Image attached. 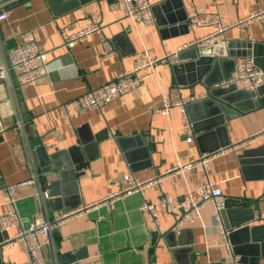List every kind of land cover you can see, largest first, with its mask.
Wrapping results in <instances>:
<instances>
[{
	"label": "crops",
	"instance_id": "obj_1",
	"mask_svg": "<svg viewBox=\"0 0 264 264\" xmlns=\"http://www.w3.org/2000/svg\"><path fill=\"white\" fill-rule=\"evenodd\" d=\"M149 1L154 8L153 16L155 14L157 19L163 16L159 8L168 0ZM181 1L186 12V1ZM193 6L199 14H217L229 27L224 33L226 44L235 43V51L248 53L244 57H253L264 65V21L255 20L246 27H235L237 21L251 11L263 8L264 0H193ZM170 12L177 18V8L173 5ZM90 18L100 23L101 33L66 48L60 31L76 32ZM172 27L173 30L168 28L167 34L161 37L156 19L154 26H134L121 19L118 0H23L10 7L7 18L0 23L4 51L34 41L47 57L44 74L35 82L19 86L11 79L0 83L3 128L0 133V215L9 206L5 187L31 179L34 173L39 181L20 186L14 194L20 218L24 222L53 218L62 211L50 208L48 199L44 205L40 202L39 193L46 192L42 186L47 182L41 176L34 153L36 148L42 147L51 156L58 153L53 158L55 163H75L76 180L71 185L74 194L68 205H77L72 210L77 212L52 232L51 245L42 248L47 264H59L61 255L79 250H83L85 256L78 264H189L191 252L196 264L220 263L225 258V248L210 205L203 207L200 219L180 228L174 227L172 215L159 212L160 232L174 231V235L168 242L160 240L154 245L151 226L141 211L140 194L118 197L110 207L99 202L117 191V181L126 173L139 179L157 177L177 161L185 163L195 159L225 140L228 146L208 164L210 179L225 198L243 199L240 209L245 216L254 217L264 208V183L258 180L253 167L240 165L237 160L244 150L254 151L259 147L262 150L264 138L252 144L233 146L263 130L264 93L253 98L259 101V107L248 112L235 110L232 114H220L222 124L211 128L212 135L205 138L201 146L194 137L191 143L185 141L183 117L178 109H172L169 117L155 112L162 95L175 99L206 92L197 83L191 87L178 85L166 62L157 65L156 77L149 78L140 89L120 96L101 109L88 108L75 115L71 121L73 130L64 119L62 107L66 101L130 70L139 51L148 49L153 57L160 59L162 43L169 50H175L212 30L210 27L190 28L186 18L184 24ZM107 51L112 54L105 56ZM2 55L0 52V59ZM190 61L185 58L177 63ZM225 73L232 75L230 64L219 67V76ZM210 109V105L195 106L190 112L203 119ZM17 123H21V128L16 127ZM219 127L223 130L215 132ZM206 133L202 130L198 134ZM76 146L78 148L68 152ZM63 151L66 154H60ZM199 174V169H194L163 179L146 196L155 203L166 194L176 202L187 190L194 191L198 187ZM220 224L223 230V219ZM248 225L259 227L258 238L264 239V224H254L252 220ZM172 243L180 245L168 246ZM260 250L256 249L258 255ZM249 260V264H264L263 257ZM0 261L26 264V257L20 245L2 243Z\"/></svg>",
	"mask_w": 264,
	"mask_h": 264
},
{
	"label": "built area",
	"instance_id": "obj_2",
	"mask_svg": "<svg viewBox=\"0 0 264 264\" xmlns=\"http://www.w3.org/2000/svg\"><path fill=\"white\" fill-rule=\"evenodd\" d=\"M23 0H4L0 3V23L4 21L9 12V8ZM186 1V22L190 28H212L211 32L195 39L194 41L182 45L175 50H169L165 43L161 44L163 56L157 59L152 56L148 49H143L136 54L133 67L128 71L120 72L112 81L95 88H91L84 94L66 101L63 104V117L73 130L72 119L75 115L88 108L101 109L110 104L122 95L140 89L146 84L149 78L156 77V68L160 62H166L170 66L178 62V55L183 49L193 46H210L226 45L224 38L228 25L222 22L217 14H199L193 6V0ZM121 19L127 20L132 25L154 26L155 19L153 16V5L149 0H118ZM264 21V7L251 11L246 17L240 19L235 27H246L252 21ZM100 23L90 18L89 22L80 30L73 33L60 31L62 44L70 49L76 43H81L87 38L101 33ZM0 52L3 54L0 59V83L10 82L13 79L17 85L22 86L35 82L42 77L47 62L46 54L39 49L34 41L17 45L6 51L3 50L0 42ZM105 56L112 54L107 51ZM264 83V71L259 69L253 57L236 58L233 66V73L227 82H222L218 86L226 87L229 84L237 88L246 89L254 92ZM205 98V94H188L172 99L169 96L162 95L160 104L156 108V113L169 117L172 109H178L183 117L182 130L185 134V141L191 143L193 132L191 123L188 121L185 106L190 102ZM21 123L16 127L21 128ZM2 123L0 116V133L2 132ZM264 138V128L256 135H250L247 139L237 141L233 146L252 144ZM224 149L220 148L214 152L200 154L195 159L185 163L177 161L175 165L165 170L157 177H146L139 179L131 173H126L117 181L118 189L116 192L100 200V203H107L110 207L112 202L121 196L132 193L140 194L142 198L141 211L145 214L148 224L151 226V234L160 232V220L158 213H167L172 215L175 220V228L184 225L193 224L201 218V211L205 205H210L214 211V219L222 238L225 248V258L223 264H237L238 259L233 255L232 245L229 243L228 233L221 229L219 211L224 208L225 197L221 189L212 182L207 172L209 162L223 153ZM199 169V185L192 191L187 190L182 199L174 200L166 194H162L158 200L153 203L149 201L146 194L149 190L154 189L163 179H168L176 174H184L186 171ZM38 182L39 178L36 173L31 179L20 183L9 184L5 187L8 194V209L0 215V232L3 237L4 245H20L26 257V264H47L42 254V248L52 243V232L58 229L62 223L72 218L77 211L60 212L53 218L32 219L25 225L15 208L14 194L20 186ZM40 202L44 205L48 199L47 192H40ZM84 208H87L86 206ZM81 210V209H79ZM254 224H264V208L260 209L253 217ZM10 231H14L12 235ZM153 239V237H152ZM159 236L153 240V244L159 243ZM153 245V246H154Z\"/></svg>",
	"mask_w": 264,
	"mask_h": 264
},
{
	"label": "water",
	"instance_id": "obj_3",
	"mask_svg": "<svg viewBox=\"0 0 264 264\" xmlns=\"http://www.w3.org/2000/svg\"><path fill=\"white\" fill-rule=\"evenodd\" d=\"M171 5L177 8V12H175L177 18H175L170 12ZM159 10L161 12L160 14L163 16H159L157 19L154 14V17L156 19V24L161 28L159 29L161 37H164L167 34L166 31L168 28H170L169 31H171L173 30L172 26L176 24H184L186 12L181 0L164 1ZM121 33L123 35L126 34L125 31H122ZM234 46L235 43H228L225 46H193L188 48L189 51H187L189 54L186 50H182L179 53L180 56L178 55V61L189 58L191 60L190 63H175L170 66L174 80L178 85L191 87L197 83L206 91L204 93L205 98L190 102L185 106L187 119L191 123L193 137L199 146L202 145L201 143L205 138L212 135L210 131L213 126L222 124L223 119H220V114H232L235 110L239 112H248L260 105L259 101H256L253 98H255L256 95L259 97L262 96L264 93L262 92L264 88L262 85L254 92L237 88L233 84H229L226 87L218 86L222 82H227L231 77L230 74L226 73L223 76H219V67L224 64H226V66L230 64L233 72L235 59L249 55L248 53L240 54L233 49ZM254 55L256 56V53ZM254 61L255 64L262 67L261 70L264 71V65L262 66V64L257 63L256 59H254ZM183 74H186V77ZM207 105H210L211 109L204 114L203 119H200V116H196L190 112L195 106L202 107ZM211 117L215 118L211 119ZM202 130L207 131V133L204 135L198 134L199 131ZM221 130H223V127L216 128L215 132ZM226 146H228V142L225 140L222 143L220 142L219 147H215L212 151L209 150L206 153L217 151L220 148L224 149ZM76 148L78 147H72L68 152H71V150ZM261 148L262 150H260V147L254 151L244 150L238 155L237 160L240 165L253 167L258 180H261L264 183V146H261ZM65 152L66 151L60 152V154H66ZM34 153L39 167L41 168V176L47 182L42 186L43 190H45L48 195L47 205L55 210H62L61 212L64 213L77 208L75 207L77 205H74V207L73 205H68V201L71 200V196L74 194V192H71V185L74 184L76 180L73 176V166L75 163H69L68 161L55 163L54 159L59 154L55 153V155L52 156L48 155L42 147L36 148ZM61 169L64 171H58ZM262 198H264V191ZM242 201L243 199L241 198L231 199L226 197L224 205L225 209L219 211V216L220 219H223V230L228 233L227 238L233 247V255L239 258L237 264H249L250 257L264 258V239L258 238V232L260 231L259 227L248 225V223L253 220V216L248 217L247 215L245 216L242 214V209H240L242 207ZM30 202L34 206V200L31 199ZM238 202L239 205L237 206ZM31 220L32 219L26 221L24 224L27 225ZM173 232L169 231L165 234L160 233L159 235L158 233H152V241L154 239L156 240L159 236V240L166 243L169 239H172V236L174 235ZM2 241L3 237L2 234H0V246ZM176 245H180V243H172V245L168 246L175 247ZM188 249L190 250L191 248L188 247ZM256 249H261L259 255ZM84 256L83 250L67 252L60 256L59 264H78V261L83 259ZM188 259L189 264H196L195 255L192 252ZM223 260L217 264H223ZM0 264H2L1 261Z\"/></svg>",
	"mask_w": 264,
	"mask_h": 264
}]
</instances>
